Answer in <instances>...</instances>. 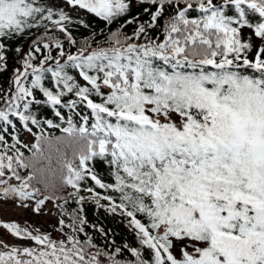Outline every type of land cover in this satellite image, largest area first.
<instances>
[{"label": "snow or ice", "instance_id": "6c2138e0", "mask_svg": "<svg viewBox=\"0 0 264 264\" xmlns=\"http://www.w3.org/2000/svg\"><path fill=\"white\" fill-rule=\"evenodd\" d=\"M6 204L0 264H264V0H0Z\"/></svg>", "mask_w": 264, "mask_h": 264}, {"label": "trees", "instance_id": "16d2710c", "mask_svg": "<svg viewBox=\"0 0 264 264\" xmlns=\"http://www.w3.org/2000/svg\"><path fill=\"white\" fill-rule=\"evenodd\" d=\"M97 26L98 25H96L94 22V27ZM28 42L30 41L22 42L23 47L27 48ZM3 79L6 81L7 76H5ZM105 178H107L106 173ZM85 210L89 225L95 224L97 227L103 228L105 232L109 234L110 238L115 239L117 246L125 241L130 240L131 234L125 227L124 222L119 219H115L114 217L106 213L103 209H96L94 204L85 205ZM87 230L93 236L97 244L104 245L106 243L105 237L102 236L99 232L94 231L91 227H88Z\"/></svg>", "mask_w": 264, "mask_h": 264}, {"label": "rangeland", "instance_id": "374dc122", "mask_svg": "<svg viewBox=\"0 0 264 264\" xmlns=\"http://www.w3.org/2000/svg\"><path fill=\"white\" fill-rule=\"evenodd\" d=\"M111 216L114 217L115 219H119L122 222H124L121 217L113 216V215ZM0 219L4 221L15 220V221L20 222L22 225L25 224L26 221H28L32 224H43L45 227H48V225L44 223L43 219H37L36 217L32 216L29 212H26L23 209L17 208L11 204L0 206ZM52 219H55V216H53ZM0 238L7 239L9 240V242H11L10 237L3 236Z\"/></svg>", "mask_w": 264, "mask_h": 264}]
</instances>
